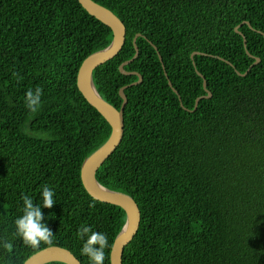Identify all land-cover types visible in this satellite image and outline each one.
<instances>
[{
	"label": "trees",
	"instance_id": "obj_1",
	"mask_svg": "<svg viewBox=\"0 0 264 264\" xmlns=\"http://www.w3.org/2000/svg\"><path fill=\"white\" fill-rule=\"evenodd\" d=\"M92 1L126 29L119 54L92 74L117 110L128 87L123 139L96 173L140 211L122 264H264V0ZM136 35L138 55L123 75ZM112 39L77 0H0V264H23L51 246L89 264L81 225L107 235L110 264L125 213L92 199L80 171L111 128L76 83L83 61ZM198 73L210 97L195 109L207 95ZM136 74L142 80L130 86ZM38 87L33 112L26 93ZM44 185L54 192L51 209ZM23 195L41 206L51 245L34 249L17 235Z\"/></svg>",
	"mask_w": 264,
	"mask_h": 264
},
{
	"label": "water",
	"instance_id": "obj_2",
	"mask_svg": "<svg viewBox=\"0 0 264 264\" xmlns=\"http://www.w3.org/2000/svg\"><path fill=\"white\" fill-rule=\"evenodd\" d=\"M82 8L92 17L96 18L98 21L106 25L113 34L112 42L105 49L98 51L89 57H87L82 65L80 66L77 74V89L87 101V103L93 107L109 124L111 128V133L108 140L92 155H90L81 166V182L86 191V193L94 200L113 205L122 209L125 213V225L121 232L115 238L111 252H110V264H122V255L125 247L130 244L134 239L140 225V211L136 202L127 194L115 192L101 186L96 180V173L100 166L108 159V157L117 149L123 139L124 133V119L123 112L127 104V98L124 95V90L128 87H123L119 90V97L122 99V105L119 110L112 107L110 104L105 102L97 90L94 87L92 81L93 71L109 60L113 59L121 51L126 36V29L123 23L108 9L102 7L101 5L93 2L92 0H77ZM247 23V22H244ZM243 23V24H244ZM242 24V25H243ZM240 25L239 27H241ZM249 27L252 29L250 24ZM239 27L235 29L236 33L240 34L244 41L243 45L246 48V39L238 31ZM140 35H136L133 44L135 47L136 54L133 59L127 61L119 66V72L123 75H128L124 71V67L131 63L138 55V48L136 46V39ZM154 47V46H153ZM156 50L160 62L162 59L160 57L157 48ZM247 54L250 56L248 51ZM197 55H204L200 53H194ZM193 59V56L191 57ZM254 64L259 62L258 58H254ZM229 64V63H228ZM251 68V67H250ZM250 68L248 70H250ZM240 76H245V74L237 73ZM139 78L138 82L132 83L130 86H135L140 83L142 77L136 74ZM198 75L203 79V88L207 95L205 97L198 98L195 101V109L202 98L210 97V92L206 89V82L201 74ZM171 88L172 84L168 81ZM173 92L178 95L177 91L173 88ZM180 101V97L178 95ZM28 264H48L52 262H60L63 264H81L78 259L68 250L56 246L47 247L43 250L32 255L27 259ZM24 264V263H23Z\"/></svg>",
	"mask_w": 264,
	"mask_h": 264
},
{
	"label": "clouds",
	"instance_id": "obj_3",
	"mask_svg": "<svg viewBox=\"0 0 264 264\" xmlns=\"http://www.w3.org/2000/svg\"><path fill=\"white\" fill-rule=\"evenodd\" d=\"M193 55L197 54H192L191 57ZM42 91L43 90L38 87L35 93L31 90L26 93V106L29 110L33 112L37 110ZM42 188L43 208L51 209L55 204L53 199L54 192L47 185L42 186ZM22 199L24 202L23 215L15 220L17 235L22 238L25 245L34 249L38 248L41 243L51 245L53 243L52 238L54 234L42 223L44 217L41 206L39 204H34L33 200L27 195H23ZM77 236L85 241L81 248V255L89 258V264H104L106 258L105 248L109 247L107 235L105 233L93 231L90 226L81 225L77 231ZM5 248L11 250L12 244H6ZM24 264H28V260H25Z\"/></svg>",
	"mask_w": 264,
	"mask_h": 264
}]
</instances>
